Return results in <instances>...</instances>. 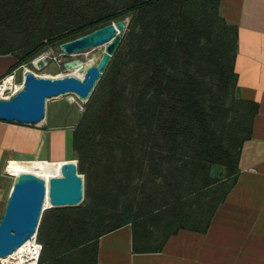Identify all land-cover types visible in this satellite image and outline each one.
Returning <instances> with one entry per match:
<instances>
[{
  "label": "trees",
  "instance_id": "1",
  "mask_svg": "<svg viewBox=\"0 0 264 264\" xmlns=\"http://www.w3.org/2000/svg\"><path fill=\"white\" fill-rule=\"evenodd\" d=\"M221 0H0V56L28 64L116 21L126 30L74 126L79 206L41 215L39 264H96L129 225L132 251L205 233L238 176L257 104L236 94L238 29Z\"/></svg>",
  "mask_w": 264,
  "mask_h": 264
},
{
  "label": "crops",
  "instance_id": "2",
  "mask_svg": "<svg viewBox=\"0 0 264 264\" xmlns=\"http://www.w3.org/2000/svg\"><path fill=\"white\" fill-rule=\"evenodd\" d=\"M219 14L238 29L236 94L258 107L237 181L205 233L181 230L160 252L136 254L131 227L123 226L99 238L96 264H264V0H221ZM15 64L13 56H0V78ZM67 114L64 104L50 101L37 125L0 121V204L8 186L2 184L6 164L60 175L64 164L76 162L72 138L78 120L71 122Z\"/></svg>",
  "mask_w": 264,
  "mask_h": 264
},
{
  "label": "water",
  "instance_id": "3",
  "mask_svg": "<svg viewBox=\"0 0 264 264\" xmlns=\"http://www.w3.org/2000/svg\"><path fill=\"white\" fill-rule=\"evenodd\" d=\"M125 30L126 21H116L61 44L60 51L68 56L99 48L94 54L97 63L85 66L78 59L65 63V68L82 71L83 79L74 76L49 78L26 72L21 89L9 99H0V121L37 125L45 117L47 102L68 94L87 103ZM44 66V61L38 59L36 67ZM76 165L75 161L64 164L60 175L49 178L48 182L33 174H18L0 218V259L12 255L37 233L44 210L82 203L83 177L78 176ZM45 202L49 207L44 206Z\"/></svg>",
  "mask_w": 264,
  "mask_h": 264
},
{
  "label": "rangeland",
  "instance_id": "4",
  "mask_svg": "<svg viewBox=\"0 0 264 264\" xmlns=\"http://www.w3.org/2000/svg\"><path fill=\"white\" fill-rule=\"evenodd\" d=\"M98 50L99 48H95V49L90 48L80 53H77L75 55L68 56V55H64L63 52L60 51L59 47L49 48L45 53L42 54V55H47L44 61L45 66L43 68H34L29 65L28 69L32 71L36 76H41V77L55 78V77H61V76H74V77L80 78L83 72L80 71L79 69L65 68L64 66L65 63L70 62L74 59H78L83 65H86V66L96 64L97 60H95L94 54L98 52ZM14 71L16 75L17 86L22 85V82H23V79H22L23 72L22 71L23 70L19 66ZM71 73H73L74 75ZM3 78H0V80H2ZM50 101L51 102L57 101V102L64 104V106H66L68 110L67 116L71 117V122L77 121L79 119L83 111L84 104H85V103H82L80 100H78V98L75 95H71V94L64 95L59 98L51 99L47 102V104L50 103ZM12 167L18 168L17 166H12ZM4 169H5V166L3 170ZM5 174H4V179L6 182L3 181L2 184H8V186L4 191V195L2 197V201L0 204V218L3 214L7 198L9 196V193L12 189V186L15 180L10 175H7V173ZM45 174H46V171H45ZM46 175L50 177L52 175L53 176L59 175V173L52 174V175L46 174Z\"/></svg>",
  "mask_w": 264,
  "mask_h": 264
},
{
  "label": "built area",
  "instance_id": "5",
  "mask_svg": "<svg viewBox=\"0 0 264 264\" xmlns=\"http://www.w3.org/2000/svg\"><path fill=\"white\" fill-rule=\"evenodd\" d=\"M42 56L43 55H40L35 59H33L32 61H30L28 64H24L20 66V68L23 70L22 78L26 72L33 73L28 69V66L30 65L34 68H37L36 62L38 59H41ZM18 87H20L21 89L22 85H19ZM16 92H17L16 75H15V71H13L7 74L6 76H4L2 80H0V99L1 100L9 99ZM22 165L29 166L32 164H22ZM6 169H7V164L5 166V173H7V175H10L13 179H15L18 176V174L12 175ZM25 244L26 246H24L23 249H21L20 251H16L12 255L6 258L0 259V264H39L40 254L42 252V245L37 239V233L34 234L32 238L29 239Z\"/></svg>",
  "mask_w": 264,
  "mask_h": 264
},
{
  "label": "bare ground",
  "instance_id": "6",
  "mask_svg": "<svg viewBox=\"0 0 264 264\" xmlns=\"http://www.w3.org/2000/svg\"><path fill=\"white\" fill-rule=\"evenodd\" d=\"M47 57V55H43L41 57L42 60H45V58ZM86 66V65H85ZM73 74V73H71ZM74 75V74H73ZM85 76H84V73H82L80 79H83ZM79 78V77H78ZM20 89V87L17 86V91ZM11 164V163H9ZM9 164L7 165V171L9 173H11L12 175H17V174H20V173H29V174H33L35 176H38L40 178H43L46 182H48L49 178L51 177H48L46 174H45V169L44 168H34V167H30V168H26V167H18V168H13V167H9ZM41 163H38V164H32V166H37ZM54 177V176H53ZM45 207H49L48 205V202H45L44 204ZM27 242V241H26ZM26 246V244L23 245V247ZM22 247V246H21ZM18 248L16 251H20L22 248ZM15 251V252H16Z\"/></svg>",
  "mask_w": 264,
  "mask_h": 264
},
{
  "label": "clouds",
  "instance_id": "7",
  "mask_svg": "<svg viewBox=\"0 0 264 264\" xmlns=\"http://www.w3.org/2000/svg\"><path fill=\"white\" fill-rule=\"evenodd\" d=\"M78 176H80V175L78 174Z\"/></svg>",
  "mask_w": 264,
  "mask_h": 264
}]
</instances>
